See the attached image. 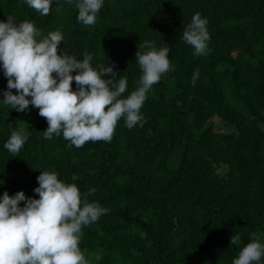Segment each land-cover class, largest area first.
Returning <instances> with one entry per match:
<instances>
[{
	"label": "trees",
	"instance_id": "16d2710c",
	"mask_svg": "<svg viewBox=\"0 0 264 264\" xmlns=\"http://www.w3.org/2000/svg\"><path fill=\"white\" fill-rule=\"evenodd\" d=\"M77 2L52 0L42 16L25 0H0V21L59 31L60 54L87 52L94 69L109 64L127 79L122 98L139 86L145 41L169 49L170 70L147 92L142 126L129 129L122 117L111 141L76 148L62 133L44 138L38 108L3 103L0 63V199L20 191L38 199L43 171L75 184L82 201L94 188L87 200L107 212L82 226L88 264H232L252 233L264 244V0H103L88 26ZM196 13L207 20L202 55L182 39ZM20 130L28 138L13 154L4 144ZM237 233L241 243L231 245Z\"/></svg>",
	"mask_w": 264,
	"mask_h": 264
},
{
	"label": "clouds",
	"instance_id": "9594fccd",
	"mask_svg": "<svg viewBox=\"0 0 264 264\" xmlns=\"http://www.w3.org/2000/svg\"><path fill=\"white\" fill-rule=\"evenodd\" d=\"M25 2L42 16L49 14L52 5V0ZM102 5L103 0H78L77 21L85 26L95 24ZM206 24L207 20L196 13L183 31L182 39L194 48V55L206 54ZM62 39L59 31L45 36L33 23H17L11 15L6 22L0 21V63L7 77L3 103L19 112L30 104L38 108L48 124L44 138L62 133L69 147L111 141L122 117L129 129L138 123L142 126L140 109L146 94L170 70L169 49L157 50L150 41L140 45L145 50L138 48L135 58L142 72L139 86L122 98L126 78L119 77L109 64L97 71L87 52L83 59L60 54ZM197 78L198 72L192 77L193 83ZM27 138L24 130L13 131L4 147L16 154ZM37 180L39 186L34 191L38 199L27 198L23 191L14 196L5 192L0 199V264H88L79 247L82 226L96 222L107 212L87 200L95 189L85 193L82 201L79 188L58 179L54 171L40 172ZM21 201L25 202L23 207ZM240 243V234L231 237V245ZM262 257L264 244L252 233L251 242L242 247L232 264H259Z\"/></svg>",
	"mask_w": 264,
	"mask_h": 264
}]
</instances>
